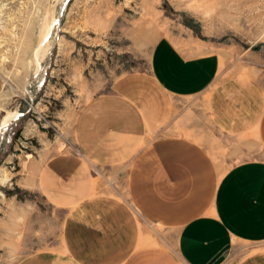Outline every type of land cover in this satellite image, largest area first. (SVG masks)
<instances>
[{
  "label": "crops",
  "instance_id": "1",
  "mask_svg": "<svg viewBox=\"0 0 264 264\" xmlns=\"http://www.w3.org/2000/svg\"><path fill=\"white\" fill-rule=\"evenodd\" d=\"M208 126L232 139L227 155L264 156V91L222 71L197 36L160 38L147 72L122 76L81 108L78 154L42 165L33 183L65 212L64 237L16 264H264V248L250 247L264 243V158L221 176L222 150L202 143ZM94 169L123 178L124 197L96 186Z\"/></svg>",
  "mask_w": 264,
  "mask_h": 264
},
{
  "label": "rangeland",
  "instance_id": "2",
  "mask_svg": "<svg viewBox=\"0 0 264 264\" xmlns=\"http://www.w3.org/2000/svg\"><path fill=\"white\" fill-rule=\"evenodd\" d=\"M182 34L212 45L222 71L264 91V0H0V264L60 244L66 214L33 183L42 165L78 154L81 108L122 76L147 72L155 43ZM204 134L203 146L224 154L221 176L264 158L246 148L227 155L231 138L210 126ZM93 175L105 193L124 197L123 178L107 169Z\"/></svg>",
  "mask_w": 264,
  "mask_h": 264
},
{
  "label": "bare ground",
  "instance_id": "3",
  "mask_svg": "<svg viewBox=\"0 0 264 264\" xmlns=\"http://www.w3.org/2000/svg\"><path fill=\"white\" fill-rule=\"evenodd\" d=\"M48 33H49V32H48ZM46 37H47V35H46ZM46 37H45V38H46ZM40 49H42V48H40ZM40 49H39V50H40ZM40 51H41V50H40ZM37 55H38V54H37ZM37 58H38V57H37ZM38 66H39V65H38ZM39 71H40V70H39ZM8 124H9V119H7V120L4 122L2 128H3V129L7 128ZM4 181H5V180H4Z\"/></svg>",
  "mask_w": 264,
  "mask_h": 264
}]
</instances>
